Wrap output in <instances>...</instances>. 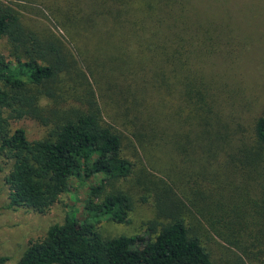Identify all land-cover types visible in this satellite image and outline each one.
I'll return each instance as SVG.
<instances>
[{"label":"trees","instance_id":"obj_1","mask_svg":"<svg viewBox=\"0 0 264 264\" xmlns=\"http://www.w3.org/2000/svg\"><path fill=\"white\" fill-rule=\"evenodd\" d=\"M22 1L0 0V44L9 51L0 48V157L11 162L4 208L43 213L75 180L103 177L90 188L83 220L68 213L15 264H215L213 236L235 248L226 264H264V115L251 144L226 156L244 170L254 197H245L247 188L240 197L200 188V172L173 179L160 162L168 150L183 156L194 145L180 132L191 127L185 105L202 127L198 146L206 154L212 139L224 143L219 131L207 140L211 122L199 66L219 32L215 21L190 23L206 14L180 0H93V8L71 0L53 10L70 44L29 27ZM172 100H179L176 108ZM26 118L44 126L45 135L31 139L24 127L12 126ZM135 172L150 181L158 217L143 247L96 225L100 216L128 220L133 198L115 182ZM184 179H191L188 186ZM9 260L0 254V264Z\"/></svg>","mask_w":264,"mask_h":264},{"label":"rangeland","instance_id":"obj_2","mask_svg":"<svg viewBox=\"0 0 264 264\" xmlns=\"http://www.w3.org/2000/svg\"><path fill=\"white\" fill-rule=\"evenodd\" d=\"M70 1H22L24 21L42 34L53 31L64 42L74 44L73 39L64 31L53 14L54 9L68 8ZM74 1L83 7L87 4H90L91 8L94 7L93 0ZM182 4L202 9L206 15L212 14L191 17L188 20L190 23L200 20L215 21L219 30L206 43V53L197 54L200 57L204 56L199 66L202 70L200 75L204 77L202 89L209 108L206 114L211 122L209 132L205 131L208 135L207 140L209 141V136L214 137L217 131L225 134V137L220 140L224 142L222 147L211 137L214 143L213 152L206 154L205 149L198 146L203 135L202 127L198 119H193L189 115L190 109L185 105L182 115L187 117L191 127L184 126L180 132L189 134L194 145H190L187 154L183 156H178L176 151L168 150L160 162L173 179L181 173L200 172L204 174V177L200 176L198 180L200 188L207 184L215 188L219 195L226 197L229 195L240 197L243 188H247L245 197H254L257 191L252 187L244 170L229 164L226 156L230 149L236 148L234 150L236 151L251 144L255 122L264 115V0H180L178 5ZM0 48L4 54H9L5 41H1ZM84 49L87 54L92 55L91 49L86 47ZM178 101L172 100L174 108ZM12 126L24 127L31 139L40 138L46 133L44 126L30 118L13 122ZM10 166L9 160L0 157V254L10 258L6 264H15L31 241L42 238L50 225L63 222L68 213L75 211L79 219L83 220L90 212L86 209L90 188L101 182L103 176H92L84 181L75 180L71 192L61 194L46 212H38L28 207L10 210L4 208L9 194L5 176L9 173ZM138 176V172H135L115 182L133 198V209L128 220L116 222L107 216H100L96 217V225L107 236L135 237V244L143 247L151 241L153 237L151 224L158 217L152 185L146 177ZM184 180L188 186L191 179ZM175 187L178 190V185ZM186 190L191 192L189 189ZM195 212L199 215L198 210ZM212 239L208 242V247L214 263L226 264L227 260H232L234 247L219 237L213 236Z\"/></svg>","mask_w":264,"mask_h":264}]
</instances>
